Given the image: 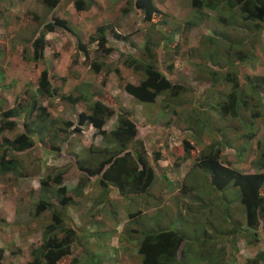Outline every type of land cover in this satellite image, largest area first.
<instances>
[{
  "label": "rangeland",
  "instance_id": "rangeland-1",
  "mask_svg": "<svg viewBox=\"0 0 264 264\" xmlns=\"http://www.w3.org/2000/svg\"><path fill=\"white\" fill-rule=\"evenodd\" d=\"M154 2L168 13H157L151 21H144L134 9L128 10L131 6L126 5V0H94L93 6L84 12L76 10L73 1L67 0L55 13L66 18L72 28H58L48 34L43 57L33 61L28 48H24L23 54H20L17 46L19 40L13 38L31 37L37 21L26 14L27 10L43 15L46 8L40 0H0V6L4 10L7 8L13 23V27L6 31L8 40L0 42L3 51L0 63L12 65L13 70L4 74L7 78L4 80L6 84L0 85V100L9 105L14 98L18 101L28 100L32 105V109H26L30 111L26 117L29 130L36 132L48 147L55 145L60 153L57 156L36 145L28 152L25 166L19 168L17 173H0V184L8 186L5 194L7 199L0 203V207L7 212L0 213L1 245L6 241L21 245V226H26L23 228L24 235H39L45 225L51 222L48 213L38 221L29 220L27 215H33L34 202L40 195V180L49 173L51 177L57 172L62 174L63 170L62 185L67 189L65 196L78 199V204L67 209L77 228L71 248L73 255L77 254L79 258H75L73 264H141L137 241H130L126 236L129 233L132 236L130 231L134 229L157 227L182 230L188 239L199 236L206 238L207 243L201 247L185 246L181 262L209 264L205 253L212 245V238L209 237L212 229L215 231L218 226L216 231L219 233L220 228L231 227V222L243 227L245 213L238 198V188L230 185L223 192L212 190L203 173L198 170L195 172L198 179H190L192 186L189 185L191 183H182L184 175L193 166V160L180 161L178 154L184 138L195 148L196 153L208 149L221 138L227 144L215 147L221 150V159L225 164L243 173H253L264 164V95H254L246 100L248 106H240L238 115L232 116L223 106V98L222 101L220 99L230 89V85H213L212 77L217 76L214 70L218 67H205L202 57L204 48L209 47L208 53L216 50L224 52L229 47L226 40H241L246 44L243 52L250 51L251 59L239 65V73L264 79V27L249 44L241 31L239 14H232L220 5L219 10L202 11L203 16H206L204 20L181 34L174 29L177 26L171 24L174 17H189L187 0H176V3H183L181 8H173L172 0ZM100 25L107 27L104 46L110 48L108 53L100 50L94 41L98 37L95 30ZM17 30L20 35H14ZM214 32L221 36L214 40L204 39L205 35ZM145 41L153 48L156 59L150 48L145 52ZM78 44L85 47L81 55L77 52ZM192 46H199L200 50L190 51ZM122 53L142 58L143 63L137 61L135 64L140 67L136 69L127 67L122 62L125 56L119 57ZM145 62L163 69V73H167L173 81L186 85L189 90L178 96L161 93L154 102L133 99L122 91L121 82L115 73L118 70L125 81L139 83L144 78L141 68ZM169 64L172 66L169 67ZM43 70H46L51 84L50 96L39 89V77ZM10 79L15 82L9 84ZM105 92L101 99L108 102L114 113L105 119L101 127L104 129L95 128L89 122L82 123L80 113L88 110V105L94 100L92 96ZM67 94H82V103H72L62 97ZM43 107L46 115L40 117L38 114ZM192 107L208 111L201 117L196 116V113L193 115V122L204 121L200 124V132L190 129L185 122L188 119L185 118L186 114H180L181 109ZM121 110L131 112L142 130L140 134L145 139L148 159L155 171L154 183L149 190L134 196V199H126V202L111 187L107 199L93 209V201L102 190L96 179L89 180L83 191L75 190L77 183L86 179V174L75 166V161H87L85 165L94 167L95 159L98 158L93 154L95 150L112 148L111 151H114L118 148V143L100 132L106 130L110 135L115 130L118 111ZM42 121L46 123L45 128H40ZM23 131L18 125L6 131L3 134L5 137L0 138V144ZM71 131L74 132L73 137L68 134ZM11 153L6 152V156L9 158ZM157 154L159 159L155 160ZM34 164L36 166L33 168ZM260 171L264 172V167ZM57 187L53 181L50 183L46 189L48 198L55 195ZM15 210V217L12 218ZM95 210L96 216L92 217ZM131 213L134 215L129 219ZM229 214L231 218L227 217ZM228 218L229 221H225ZM253 238L248 242L238 234L235 248L228 245L227 254H222L224 264H245L246 257H252L256 251L263 249L264 231L258 230L257 237ZM221 245H224V241ZM189 246L190 249H187ZM21 260L26 264L27 256L20 255L16 261Z\"/></svg>",
  "mask_w": 264,
  "mask_h": 264
},
{
  "label": "trees",
  "instance_id": "trees-1",
  "mask_svg": "<svg viewBox=\"0 0 264 264\" xmlns=\"http://www.w3.org/2000/svg\"><path fill=\"white\" fill-rule=\"evenodd\" d=\"M62 1L63 0H40L42 6L46 8L44 12L51 11L52 13H54L55 8L59 6ZM127 1L130 5L135 3L134 8L144 11L146 21H151L155 14L160 13L152 0ZM93 3L94 0H74V6L78 11L90 9ZM187 5L189 17H185L184 19L174 17V22L171 24L177 26L174 29L181 34L186 33V31L188 32L191 28L204 20L206 16H203V9L215 11L217 9L219 10L220 5L221 7L227 8L232 14H239L241 31L244 36H246L247 43H252L254 37L262 32L261 30L264 27V0H189V4ZM177 6L181 8L183 7V3H177ZM0 12L4 15L3 11ZM29 14L32 17L37 15L34 11H29ZM39 17L42 21V28H39L37 25V27L32 30L33 33L31 37H25L24 39V43L26 45L30 44L33 48V60H39L43 57L46 46L45 35L48 32L54 31L55 28H61L62 30H70L72 28L68 20L59 18L58 16H54L48 21H45L47 13ZM261 24H263V26H261ZM106 29L107 27L105 25L98 26L95 30L98 37L94 39V41L97 43L100 50L108 53L110 48H105L104 46L107 41ZM219 36L217 32H214L205 35L204 39L210 38L214 40L219 38ZM226 41H228L229 47L224 52L216 50V52L213 51L208 53L209 47H207L202 50V57L204 58L205 67H218L217 70H214V73L218 77H212V84L230 85V89L225 92L220 99L222 101L223 98L224 101L222 104H225L223 106L235 117L238 115L240 106H248L246 100L253 98L254 95H264L262 92L264 88V79L261 76H256L254 78L242 76L239 73V65L251 59V52H243L246 44L241 40L235 42ZM0 42H4V40ZM262 44H264V41ZM149 48L148 44L145 49L149 50ZM193 49L200 50V47L192 46L190 51ZM81 51L85 52V47L82 44H78L77 52L79 55H81ZM0 53H3L1 48ZM137 61L139 62L141 59L134 55H129L124 59L123 63L127 67L136 69L140 67L139 64H135ZM171 66L172 64H169V67ZM141 69L144 78L137 84L125 81L121 73H117L123 89L139 102H154L156 97L161 93L178 96L180 93H185L189 90L186 85L173 81L167 73L162 72L163 69L156 67V65L144 63ZM5 73L6 71L4 69H0V85L6 84L4 82L7 78L4 75ZM14 82V79H10L8 83L12 84ZM39 89L48 96L51 95V84L46 70H43L39 77ZM248 90L250 91L249 93L247 92ZM105 94L106 92L92 96L94 100L88 105V110H84L80 113L79 119L82 123L89 122V124H92L95 128H101L105 124V119L114 113L107 104L108 102L106 103L101 99ZM26 97L29 96L26 95ZM62 97L77 104L82 103V99L84 98L82 94H67ZM2 102L3 100H0V138L5 137L3 134L6 131L15 129L17 125L23 128L24 131L21 134H15L14 138L5 139V142L0 144V173H17L19 168L25 166L26 155L30 150L36 147V145L59 156V149L55 145L52 144L48 147L36 132L29 130L26 117H28L30 111L27 112L26 109L27 107H31L32 109V105H30L28 100L18 101L17 98H14L10 105L3 104ZM32 104L34 106V101H32ZM175 111L176 110H174V112ZM44 112H46V109L44 107L40 108L38 115L43 117L46 115ZM206 112L208 113V111L204 109H196L195 107L183 108L180 110V114H186L185 118H188L185 119L188 127L190 129L194 128L196 132H200L202 129L200 124H203L204 121L196 120L193 122V115L196 113V116L201 117ZM253 114L259 115L258 112H253ZM45 127L46 123L42 121V123H40V128ZM141 132L142 130L133 119L131 112L121 110L117 115V126L115 130H112L110 135L107 134L106 130H101L100 132V134H104V137L106 135L108 138L113 139L115 143H118V148L114 149V151H111L112 148H107L106 150L98 148L95 150L93 154L98 158L95 159L94 167L85 165L87 161H75V166L86 174V179L79 181L75 190L83 191V188L86 187L89 184V180L92 179H96L95 182L97 181L96 183L102 190L93 201V209L107 199L111 187L116 190V193L122 197L125 202L126 199H134V196L144 193L152 187L155 179V171L149 162L145 139L141 137ZM68 134L70 137H73L74 132L71 131ZM35 138L39 139L35 140ZM183 142L181 151L178 154L180 161L191 159L193 160V166L184 175L182 183H191V178L194 180L198 179V177H195L197 175L195 172L198 170L203 173L212 190L223 192V190L230 185L237 187L239 190L238 198L245 213L243 220L244 228L236 222H231L230 229L227 227L220 228L219 233L216 231L218 226L215 228V231L212 229V234L209 236L212 238V245L205 253L209 264H224L225 259L222 254H227L226 248L228 245L231 246V248H235V237L238 234H241L243 238L251 242L252 239H254L253 237H256L258 230L264 231V172L260 171V168H263L264 164L258 167L257 171L254 173H243L222 161L221 150L215 147L216 145L227 144L223 142L221 138H218L214 144L201 153H196L195 148L188 143L186 138H184ZM6 152H12L9 154V158L6 156ZM193 152L195 154H193ZM158 159L159 154L155 156V160ZM34 166L36 165L34 164L33 168ZM50 174L51 173L47 174L43 178L41 177L39 188L40 195L38 200L34 202L33 213L35 219H38L48 212L52 204L56 212H54L51 222L46 224L45 227L43 226L41 244L30 249V264H57L63 256L70 253L73 239L76 237L77 228L67 209L78 204V199L73 200L65 196L67 189L65 185H62L64 170L62 174L57 172L54 177H51ZM52 181L58 187L55 190V195L52 194L50 198H48L46 189ZM192 184L193 183L189 185L192 186ZM225 206L227 205L223 207ZM108 212L111 213V211ZM96 213L97 211L92 214V217H95ZM133 215L134 213L129 214V219L130 217L132 218ZM229 216L230 218L232 217L231 214L227 217ZM225 221H229V218ZM250 229L253 233L249 232ZM130 232L133 235L130 236L131 234L129 233L126 239L137 241V253L140 255L141 264H182L181 260L186 251L185 246L187 247V245L190 244V246L201 247L202 244L207 243L206 238L202 236L188 239L184 231L165 227H157L149 230L134 229ZM223 241L224 245H221ZM190 246L187 249H190ZM3 251L4 250L0 248V264H5ZM230 255L236 258V255L234 256L232 253H230ZM246 262L247 264H264V249H259L252 257H246Z\"/></svg>",
  "mask_w": 264,
  "mask_h": 264
},
{
  "label": "clouds",
  "instance_id": "clouds-1",
  "mask_svg": "<svg viewBox=\"0 0 264 264\" xmlns=\"http://www.w3.org/2000/svg\"><path fill=\"white\" fill-rule=\"evenodd\" d=\"M66 1L67 0H63L61 3H60V5L59 6H57L56 8H55V11H57L59 8H60V6L62 5H64V4H66ZM71 1H73V5H74V0H71ZM107 1V0H106ZM115 1H117V0H113V2H115ZM110 2V1H109ZM152 2H153V4L159 9V11H160V14H163V13H168V11L167 10H163V9H161L160 7H159V5H158V3H156V2H154V0H152ZM111 3V2H110ZM187 4H189V0H187ZM126 5H128V1L126 0ZM172 5H173V8H176V7H178L177 6V3H176V0H172ZM93 5H91V7H92ZM104 6V5H103ZM115 6V5H114ZM131 6V8H128V10H131V9H134V11H135V13H138V14H140L142 17H143V20L144 21H146L145 20V15H144V11L143 10H141V9H138V8H134L135 7V3L133 4V5H130ZM169 8H171V6L170 5H167ZM90 7V8H91ZM74 8H75V6H74ZM76 9V8H75ZM77 10V9H76ZM29 11H34V10H30V9H28L27 10V12H26V14H29ZM55 11H54V13H52L51 12V15H50V12H46L47 13V17H46V20L45 21H48V20H50L51 18H53L54 16H58L59 18H63V17H61V16H59V14L56 12L55 13ZM81 11H86V10H81ZM125 11V10H124ZM203 11L204 12H207V11H210V9H203ZM35 12V11H34ZM43 13V12H42ZM45 13V12H44ZM7 15V20H8V22H10L11 24H13L12 22H11V20H10V16L8 15V14H6ZM30 15V14H29ZM39 16H41V13H38L37 12V15L36 16H34V17H32L33 19H35L36 21H37V25L39 26V28L41 27L42 28V21H41V19H40V17ZM63 19H66V18H63ZM67 20V19H66ZM101 26V25H100ZM56 29H58V28H55L54 29V31H51V32H48L46 35H45V38H46V36L48 35V34H51V33H53V32H55V30ZM96 32V31H95ZM16 34H19V32H18V30L14 33V35H16ZM20 35V34H19ZM142 36H145L144 34H142ZM9 37V36H8ZM14 40H19V43H17V46L20 48V54H23V51H24V48H28L29 49V51H30V53H31V60H33L32 59V52H33V48H32V46L30 45V44H28V45H26L25 43H24V37H22V36H20V37H17V36H14V38H13ZM20 39H22V40H20ZM47 39V38H46ZM8 39H6V40H4V41H7ZM10 40H11V38H10ZM24 43V47L22 46V44ZM147 45H148V43H147V41H145V45H144V47L146 48L147 47ZM150 49L152 50V56L155 58V54H154V50H153V48H151L150 47ZM148 50L147 49H145V52H147ZM3 53H0V56L2 55ZM131 56V55H133V54H131V53H122V55L120 56V54H119V57H122V56H125L123 59H122V62H124V59H126L128 56ZM135 56V55H134ZM22 57H23V55H22ZM141 59V61L143 62V59L142 58H140ZM156 59V58H155ZM33 61H37V60H33ZM145 63H149V62H145ZM150 64V63H149ZM11 66L12 65H10V64H6V63H0V69H4L6 72H12L13 70H12V68H11ZM117 73H118V70L116 71ZM117 73H115L116 74V76H118V74ZM118 79H119V77H118ZM132 83V82H131ZM135 84H137V83H135ZM122 88V91H124L127 95H130V94H128L124 89H123V86L121 87ZM133 99H134V97L132 96V95H130ZM110 109H111V107H110ZM119 112V111H118ZM254 173V172H253ZM38 185H39V188H40V182L38 183ZM38 188V189H39ZM7 190H8V186L6 185V184H3V183H1L0 184V192L2 193L1 194V196H0V203L4 200V199H7L6 198V193H7ZM242 206V205H241ZM14 208V207H13ZM244 208H243V206H242V210H243ZM54 212H56L55 211V209H54V207H53V204H52V206L49 208V210H48V214H49V216H48V220L49 219H51L52 217H53V214H54ZM68 212H70V211H68ZM0 213H2V214H7V212H6V209H4V208H2V207H0ZM15 213H16V210L15 211H13V217L12 218H14L15 217ZM27 218L29 219V220H31V221H38L37 219H35V216H34V213H33V215H27ZM42 218H43V216H42ZM0 219H2V218H0ZM39 219V218H38ZM224 223V222H223ZM231 226V225H230ZM23 228H26V226H21V230H22V232L20 233V236H21V245H15L14 244V242L13 241H6V243L5 244H3V245H1L0 244V248L1 249H3L4 251H3V256H4V258H5V264H9V263H11V264H13L14 262H16L17 264H24V261L23 260H21V261H16L17 260V258H18V256L20 257V255H23V254H25L26 256H27V260H26V264H30V261H31V259H30V255H29V253H30V249L32 248V247H35V246H37V245H40L41 244V242H42V236H41V232H42V230H41V232H40V234L39 235H34V233L33 234H23ZM231 227H229V229H230ZM249 232L250 233H253L252 232V230L250 229L249 230ZM256 237H257V235H256ZM231 247V246H230ZM262 249V248H261ZM264 249V248H263ZM17 250V251H16ZM13 252H15V253H13ZM8 253V254H7ZM74 257V258H73ZM75 258L76 259H78L79 258V256L77 255V254H75V255H73V253H72V248L70 249V253L69 254H67V255H65V256H63L60 260H59V262L57 263V264H73V263H75L76 261H75ZM72 259H74L73 261H72ZM244 263L245 264H247V262H246V259L244 260Z\"/></svg>",
  "mask_w": 264,
  "mask_h": 264
},
{
  "label": "crops",
  "instance_id": "crops-1",
  "mask_svg": "<svg viewBox=\"0 0 264 264\" xmlns=\"http://www.w3.org/2000/svg\"><path fill=\"white\" fill-rule=\"evenodd\" d=\"M0 11L4 12V15L1 14V12H0V30L2 31V34H0V38H1L0 41H1V40L8 39V37H5L7 35L6 31H9V28H12L13 24L8 22V20H7V15H6L7 14V8L4 10V8H2L0 6Z\"/></svg>",
  "mask_w": 264,
  "mask_h": 264
}]
</instances>
